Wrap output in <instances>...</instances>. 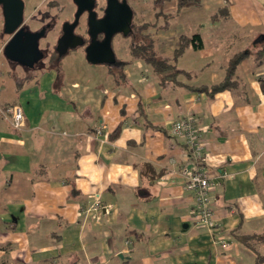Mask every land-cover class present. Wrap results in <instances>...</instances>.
Returning a JSON list of instances; mask_svg holds the SVG:
<instances>
[{
	"label": "crops",
	"instance_id": "crops-1",
	"mask_svg": "<svg viewBox=\"0 0 264 264\" xmlns=\"http://www.w3.org/2000/svg\"><path fill=\"white\" fill-rule=\"evenodd\" d=\"M173 1L170 25L146 31L158 52L172 57L183 34L204 42L174 60L188 72L177 80L135 57L131 35L118 64L84 48L29 73L0 59V103L25 110L21 128L0 119V264H264V0ZM241 51L232 88L194 89L225 79ZM187 116L213 228L184 187L195 162L172 126Z\"/></svg>",
	"mask_w": 264,
	"mask_h": 264
},
{
	"label": "water",
	"instance_id": "water-1",
	"mask_svg": "<svg viewBox=\"0 0 264 264\" xmlns=\"http://www.w3.org/2000/svg\"><path fill=\"white\" fill-rule=\"evenodd\" d=\"M4 4V25L5 32L13 35L5 46V51L13 52L14 49L20 56L27 54H40V38L42 35L35 31H27L21 24L24 21V2L22 0H0ZM78 5V10L73 22H67L64 26V33L59 40L63 42L65 52L69 48H76V40H83L82 36L76 35L75 28L80 22L81 15L84 11H89L88 29L91 35V42L86 46L85 52L87 60L94 64H113L116 63V53L113 49L112 40L114 36L121 33L130 36L133 30L135 11L128 0H107L105 15L98 17L97 11L94 10V0H74ZM104 33L103 39H98V34ZM84 42L82 43V45ZM11 49V50H10ZM33 66L34 62H26ZM121 256H123L121 254Z\"/></svg>",
	"mask_w": 264,
	"mask_h": 264
},
{
	"label": "flooded vegetation",
	"instance_id": "flooded-vegetation-1",
	"mask_svg": "<svg viewBox=\"0 0 264 264\" xmlns=\"http://www.w3.org/2000/svg\"><path fill=\"white\" fill-rule=\"evenodd\" d=\"M24 2V21L21 24V28L24 29V35H26L27 31H35L39 33L40 38V54L33 55L27 54L26 56H20L18 52H8L5 51V46L10 41L13 35L7 34L5 32L4 25V4L3 1H0V38L3 44L0 51V59L3 60L9 67L13 69H21L24 73H29L33 70H38L46 67L51 63H56L61 60L66 53L70 50H74L73 48H69L68 51H64L63 42L59 43L60 38L62 37L64 31V26L67 22H73L75 20V15L78 10V5L74 0H71L73 3V7L69 9L68 0H43L42 4H36L33 8L32 14L27 13V8L30 1L35 0H22ZM95 7L94 10L97 11L98 17H103L105 15V10L107 7V0L104 4L100 3V0H94ZM45 5V6H44ZM72 12V18H65L67 12ZM86 15V28L84 31H81L80 25L82 17ZM88 15L89 11H84L81 15L80 22L75 28L76 35L82 36L83 40L78 38L75 42L77 44L76 48H86V46L91 42V35L88 29ZM38 22L39 26L32 28L31 23ZM7 37V38H6ZM98 39L104 38V33L98 34ZM84 44L82 45V43ZM75 48V49H76ZM11 50V49H10ZM26 62H34L33 66L28 65Z\"/></svg>",
	"mask_w": 264,
	"mask_h": 264
},
{
	"label": "trees",
	"instance_id": "trees-1",
	"mask_svg": "<svg viewBox=\"0 0 264 264\" xmlns=\"http://www.w3.org/2000/svg\"><path fill=\"white\" fill-rule=\"evenodd\" d=\"M171 0H154L153 9L155 12L154 21H144L140 24H133V30L131 36L138 38V41L132 43V52L135 57L142 59L145 62L151 64L155 70L161 76V82L165 83L171 80H177L181 74L188 73L184 69H179L175 64L174 60L182 55L185 50L192 46L195 49H201L204 46L202 35L200 33H194L192 35L183 34L180 37L179 44L174 50L172 57L164 56L158 52L156 47V42L152 38L151 34L146 33L148 29L155 25H160V27L167 28L170 25L169 18L172 17V14L166 12L165 5ZM199 0H177V11L181 9L197 4ZM225 12V10H222ZM163 17L167 18L164 23H162ZM246 52H238L230 61L227 75L222 81L210 84V85H201L194 87L199 91H205L211 96L224 91L226 89L232 88L235 81L232 79L233 74L238 66V64L243 61L245 58ZM117 60L116 63L118 64ZM246 241L247 237H243ZM260 264V262L258 263Z\"/></svg>",
	"mask_w": 264,
	"mask_h": 264
},
{
	"label": "built area",
	"instance_id": "built-area-1",
	"mask_svg": "<svg viewBox=\"0 0 264 264\" xmlns=\"http://www.w3.org/2000/svg\"><path fill=\"white\" fill-rule=\"evenodd\" d=\"M25 117V110L21 104L3 105L0 103V119L8 120L14 128H21ZM105 125L97 128L96 132L101 134ZM172 131L175 135H182L186 138L188 145L192 149V157L195 167L187 176L184 187L195 192L196 217L198 222L213 228L215 221L213 209L211 207L209 174L204 168L205 144L201 131L196 125L193 117L187 116L174 122ZM93 209H98L97 203L92 205ZM100 217L98 216L97 219Z\"/></svg>",
	"mask_w": 264,
	"mask_h": 264
},
{
	"label": "rangeland",
	"instance_id": "rangeland-1",
	"mask_svg": "<svg viewBox=\"0 0 264 264\" xmlns=\"http://www.w3.org/2000/svg\"><path fill=\"white\" fill-rule=\"evenodd\" d=\"M41 2L43 3V0L30 1L28 8H27V13H29L31 11L29 14H32L34 6L37 3L42 4ZM105 2H106L105 0H100L101 4H104ZM128 2L133 7L134 11L136 10V12H137L134 24H140V23L144 22L145 20H148V21H154L155 20V12L153 9L154 0H128ZM173 6H174V1L166 3L164 9L166 10V12L170 13L171 10L173 9ZM68 7H70L69 9H71V7H73V3L71 2V0H68ZM169 9H171V10H169ZM65 18L71 19L72 18V12H70V11L67 12V15ZM86 19H87V17H86V15H84L82 17L81 25H80L81 31H84V29L86 28ZM30 23H31L32 28L39 26L38 22L30 21ZM127 38H128L127 36H125L121 33H118L114 36V38L112 40V45L117 50V51L115 50V52H117L118 57H121L122 55L125 56L126 54L128 55L129 39H127ZM131 41H133V42L138 41V38L131 37ZM0 44H1V38H0ZM119 47H120V49H119ZM69 56H72V54H69ZM71 59H72V61L70 62V65H72L74 63L73 58H71Z\"/></svg>",
	"mask_w": 264,
	"mask_h": 264
}]
</instances>
